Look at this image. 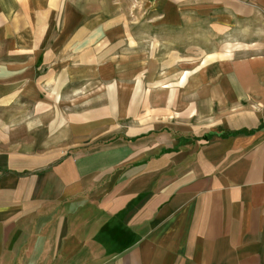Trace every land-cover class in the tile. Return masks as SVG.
<instances>
[{
    "label": "crops",
    "instance_id": "0c3cea01",
    "mask_svg": "<svg viewBox=\"0 0 264 264\" xmlns=\"http://www.w3.org/2000/svg\"><path fill=\"white\" fill-rule=\"evenodd\" d=\"M151 3L216 44L128 58L77 0H0V264H264V0Z\"/></svg>",
    "mask_w": 264,
    "mask_h": 264
},
{
    "label": "rangeland",
    "instance_id": "374dc122",
    "mask_svg": "<svg viewBox=\"0 0 264 264\" xmlns=\"http://www.w3.org/2000/svg\"><path fill=\"white\" fill-rule=\"evenodd\" d=\"M79 6V22L83 25H89L91 29H94L95 34L93 36L94 41L101 44L103 41L102 30L103 26L111 25L112 28L119 26L126 27V34H122L121 37L126 36V48L128 58H133L137 53H142L145 58L149 57L152 49H155V53H158V59L161 61L170 56L172 51V43L186 42L185 37H189L190 53L195 54L199 52L201 48L214 46L215 36L214 34L200 33L198 26L190 28L191 33L183 35L182 32L174 33L168 32L165 19L158 17L156 9L152 6L151 0H77ZM112 42L119 43V34H111ZM186 44V43H185ZM188 45V44H187ZM97 51V50H96ZM178 51V50H177ZM175 51V53L177 52ZM178 52H181L178 51ZM187 52V51H186ZM185 52V53H186ZM118 50L113 54L117 55ZM156 53V54H157ZM155 56L157 57V55ZM164 61V60H163ZM81 84V83H80ZM91 84V83H89ZM128 86L132 84L134 87L135 82L126 83ZM160 85H169L168 83L160 82ZM88 85V84H87ZM87 85H84L86 87ZM151 83L144 82L143 89H150ZM154 86L157 83L153 84ZM108 87L107 83L95 82L93 85H89L84 95L80 93L79 102H82L84 98L82 96H102L103 90ZM83 87H81L82 89ZM89 100V99H84ZM92 100V98L90 99ZM146 100V98H144ZM83 101V102H84Z\"/></svg>",
    "mask_w": 264,
    "mask_h": 264
}]
</instances>
